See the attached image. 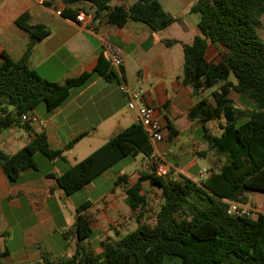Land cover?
<instances>
[{
	"label": "trees",
	"instance_id": "obj_1",
	"mask_svg": "<svg viewBox=\"0 0 264 264\" xmlns=\"http://www.w3.org/2000/svg\"><path fill=\"white\" fill-rule=\"evenodd\" d=\"M117 1L125 0H46V5L75 20L79 11L70 7L84 2L94 8L93 24L122 27L133 20L155 32L179 21L164 10L160 0H136L128 8L113 5ZM191 12L200 14L199 34L183 48V84L194 95L213 91L211 98L201 99L191 108L188 117L202 124L210 150L223 158L219 170H212L198 182L183 175H159L150 159L153 146L149 135L137 123L75 164H69L66 152L88 132L71 138L62 148H53L45 131L30 135L25 146L13 154L0 147V168L11 183L23 172L38 168L36 153L64 163L61 173L48 177L68 196L128 155L143 154L149 164L134 184L129 183L126 173L115 181L124 189L125 202L137 223L133 231L119 239L103 238L101 251H94L89 242L92 220L82 213L91 206L87 202L77 208L74 252L55 259L43 251L35 264H264V212L256 218L228 214L231 203L252 204L255 192L264 193V41L258 35L264 0H197ZM16 25L28 34L29 43L17 61L0 52V131L15 127L33 130L23 115L33 113L42 102L48 112L63 106L71 90L85 86L92 76L85 72L54 82L41 77L31 68L30 58L34 45L50 30L42 24H30L27 14L20 16ZM210 43L219 50L218 62L206 59ZM94 72L106 80L119 79L103 55ZM232 93L250 105L243 107L244 102ZM210 121L218 123L220 136L207 125ZM152 196L160 200L156 209L150 206ZM9 255L0 243V264H11L3 261Z\"/></svg>",
	"mask_w": 264,
	"mask_h": 264
},
{
	"label": "crops",
	"instance_id": "obj_2",
	"mask_svg": "<svg viewBox=\"0 0 264 264\" xmlns=\"http://www.w3.org/2000/svg\"><path fill=\"white\" fill-rule=\"evenodd\" d=\"M135 1H117L113 5L128 8ZM160 2L164 10L179 21L163 31L155 32L149 25L133 20H129L122 27L105 22L93 24L92 16L88 23L83 25L76 19L57 15L56 12L60 10H55L48 5L41 7L27 0H0V52L5 51L14 61L22 58L29 43V36L16 25V20L27 14L30 24H42L50 30V34L33 47L30 58V66L33 70L52 82L66 77H75L85 72L92 73L91 79L85 86L71 90L70 98L63 106L52 112L46 109L43 114H39L40 116L35 111L33 112L44 119L43 127L32 125L33 130L28 132V137L24 141L16 137L17 129L11 128L9 129L11 133L0 134V147L8 154H13L25 146L30 135L34 136L41 131L46 132L53 148L64 147L71 138L83 132H88V135L80 142L92 140L104 144L121 130L136 123V113L128 108L127 98L120 90L121 83L125 82L130 85L128 77L130 67L133 66L138 71L141 83L131 85V87L145 90L143 103L157 108L158 118L163 125L164 140L155 145V150L160 153L171 150L172 152L165 157L166 162L177 174L196 182L207 178L212 170H219L223 158L215 156L210 150L202 135V124L188 117L191 108L199 100L211 98L213 90L200 91L199 94L194 95L193 90L183 84V62L180 49L176 48L179 46L183 52L184 45L187 44H182L179 39L173 38L169 33L172 26L179 24L180 30L191 31L193 38L199 34L200 14L191 12V7L196 4L197 0H160ZM70 8L72 11L78 10V13L81 11L88 15L94 13V8L84 2L76 3ZM70 14L73 13L70 12ZM261 22L262 28L264 16L261 17ZM101 39L111 41L125 53L122 73L114 69L119 76L118 80H106L104 76L94 72L95 66L103 55ZM206 59L209 62H218L221 59L219 50L213 43H210L207 48ZM232 96L244 102L243 107L250 104L248 100L242 99L235 93H232ZM207 125L215 135H221L222 129L217 122L210 121ZM185 132L187 133L186 140L182 142L178 150H174L180 135ZM199 132L201 134L197 135ZM68 152H66V157L69 164H75L69 160ZM186 155H191L193 158H211L212 168L210 170L199 169L195 173L193 169L198 166L196 160L186 165L179 161V158ZM173 158L176 162H172ZM51 162L54 166L62 163L61 161ZM148 165V161L144 160L137 180ZM64 166L65 164L62 163L58 166L59 169L57 167L42 172L37 164V169L23 172L16 183L9 182L0 168V201L4 200L10 207L24 211V222L22 219L15 221L28 225L24 230L26 234L23 241L15 246H9L10 248L6 246L10 252L8 258L13 264H35L41 259L43 251L53 254L63 244L59 239L56 243L49 241V238L53 236V227L56 223L48 203L55 198L52 192L59 189L55 179L48 175L61 173ZM203 171L204 174L201 176ZM108 172L110 170L103 175ZM124 173L125 171L121 170L114 174V177L117 179ZM135 182L129 181L130 184ZM92 184V182L87 184L85 188ZM115 187L111 196H105L99 204L91 203V206L82 212L92 220V228L95 222L93 221L94 211L105 214L102 203L110 206L115 190L122 188L121 185ZM261 202L264 208V201ZM253 203L257 204V199L253 198ZM2 212L0 208V217ZM129 212L131 213L130 209ZM28 217H34L35 220L29 223ZM0 237L10 240L8 230L3 228L1 222ZM73 237L75 234L70 236L71 239H74Z\"/></svg>",
	"mask_w": 264,
	"mask_h": 264
},
{
	"label": "rangeland",
	"instance_id": "obj_3",
	"mask_svg": "<svg viewBox=\"0 0 264 264\" xmlns=\"http://www.w3.org/2000/svg\"><path fill=\"white\" fill-rule=\"evenodd\" d=\"M170 29V35L173 36V38L179 39L182 44L189 45L192 43L193 33L191 31H181L179 24L172 26V28ZM258 35L260 36L261 40L264 41V26L258 30ZM176 49H180L181 61L183 62L184 59L182 48L177 46ZM128 79V83L130 84V86L141 83V80L138 77V71L133 66L130 67ZM44 111H46V105L44 102H42L36 107L35 112L39 115L43 114ZM15 129H17L16 137L21 138L23 141L27 139L29 131L26 128L15 127ZM9 133H11V130L0 131V134ZM199 134H201V132H199L197 135ZM186 135V132L180 135V139L178 142H176L174 150L179 149V146L182 144V142L186 140ZM102 144L103 143L95 142L92 140L80 142L68 152V158L71 163L79 162L80 160L84 159L92 152H94ZM34 158L42 172H45V170L55 169L58 166L62 165V163L59 164L56 162L57 164H55L54 166L49 159H47L40 153H36ZM171 160L172 162H176L174 158ZM193 160H196L198 164V166L193 169L195 173L199 169L210 170L212 168L211 158H193L191 155H186L179 158V161H181L184 165L190 163ZM143 163V154H139L138 156L128 155L120 162H118L113 167V169L110 170V172L95 179L94 182H92V186L88 188H82L77 192L71 194L70 196H66L61 190L52 192L55 198L50 200L48 204L53 211L56 224L53 227V236L49 238V241L56 243L57 239H59L63 242V244L60 245V247H58L52 254L55 259L70 256L74 252L76 237H73L74 239H71L70 236L75 234L74 224L76 222L77 208L81 207L87 202L99 204L102 202V198H104L105 196H111L112 191L114 190V188H116V178L114 177V174L120 172L121 170H124L125 173L130 177V182H135L138 178L139 170H141L143 167ZM64 168H66V165L64 166ZM173 173L175 174V176L180 175L175 172ZM196 178L199 179L200 176H196ZM112 197L113 198H111L112 201L110 203V206L104 205V202L102 203L105 214H99L97 211H94L95 213L93 214V221H95L93 223L94 231L89 242L91 245L90 247L96 252L101 251L99 243L103 238H122L127 233L133 231L137 226L135 218L129 212V208L125 202L126 195L124 190L121 187L117 188L115 190L114 196ZM253 198L257 199V204H252L258 209V213H263L264 208L262 207L261 201H264V193L255 192L253 194ZM159 203V199L154 196L151 197V207L156 209ZM0 208L3 211L1 213L0 222L3 225V228H6L8 230V234L10 235V240L9 238H1L0 243L3 248H6V246H15L19 242L23 241L24 235L26 234L24 230L28 225L23 223L25 212L18 211V209L10 207L4 200L0 201ZM18 219L23 220L22 224L16 223L17 221L15 220ZM34 220V217L27 218V221H29V223H32ZM63 235H66V237L64 238ZM3 261L13 264L10 258H6Z\"/></svg>",
	"mask_w": 264,
	"mask_h": 264
},
{
	"label": "built area",
	"instance_id": "obj_4",
	"mask_svg": "<svg viewBox=\"0 0 264 264\" xmlns=\"http://www.w3.org/2000/svg\"><path fill=\"white\" fill-rule=\"evenodd\" d=\"M38 6H45L46 0H27ZM57 15L61 16V12L57 11ZM91 19V15L86 12L81 11L77 17L76 21L83 25H86ZM103 46V56L110 63V65L117 70H120L125 64V53L124 51L107 39H101ZM120 90L127 98V106L131 111L136 113L135 122L141 124L149 135L150 142L153 146V152L150 156L151 161L155 164L156 171L159 175H174L175 172L167 162L166 155L171 153L169 150L165 153H160L155 150V145L163 142V125L160 122L157 115V108L153 105L143 103V99L146 95L145 90L142 88H134L123 82L120 85ZM24 122L30 125L43 127L45 124L44 119L39 117L34 113L25 114L22 116ZM176 173V172H175ZM204 171L201 173V176ZM228 214L237 215L242 217L256 218L258 216V209L253 204H240L231 203L228 210Z\"/></svg>",
	"mask_w": 264,
	"mask_h": 264
}]
</instances>
